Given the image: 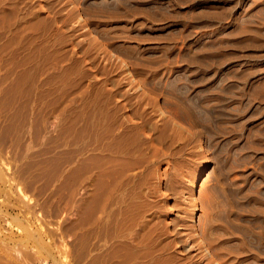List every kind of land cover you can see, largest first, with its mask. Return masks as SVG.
I'll return each instance as SVG.
<instances>
[{
  "label": "bare ground",
  "instance_id": "bare-ground-1",
  "mask_svg": "<svg viewBox=\"0 0 264 264\" xmlns=\"http://www.w3.org/2000/svg\"><path fill=\"white\" fill-rule=\"evenodd\" d=\"M105 2L109 0H102ZM76 4L73 0H0V72L12 76L17 72L21 80H28L26 75L35 72L40 78L46 76L49 84H61L60 101L55 98L51 104L63 117L67 148H79L77 156L69 155L66 178L71 192L80 186L87 194L78 224L84 232L89 229L95 233L92 239H96L82 262L264 264V231H255V224V230L246 224L245 228L239 226L241 222L235 226L231 222L236 217L225 221L230 225L218 226L223 223L219 221L223 220V209L219 220L206 210L196 211L198 184L206 173L201 172L199 180L184 189L187 213L177 209L181 183L173 176L175 162L188 149L203 155L209 139L214 142L216 138L214 128L225 108L220 109L222 102L213 94L219 87L217 80L208 73L194 72V66L174 67L181 55L172 52V44L178 41L177 33L183 35L186 28L179 24L182 10L113 9L110 15L118 17L107 22V16L106 21L100 20V12L82 17ZM237 19L231 24L233 35H248L255 39V45L261 42L262 29L242 31ZM228 27H223L221 34ZM211 34L197 33L189 39L184 35L182 42L190 51L204 53L214 49L209 45ZM163 40H169L170 48L161 47ZM243 68L239 61L230 69L240 73ZM204 76L208 79H198ZM182 80L185 83L181 86L178 82ZM262 80L256 77L253 88ZM187 82L193 84L192 91L184 88ZM38 84L40 87L43 80ZM210 91L213 93L207 95Z\"/></svg>",
  "mask_w": 264,
  "mask_h": 264
},
{
  "label": "rangeland",
  "instance_id": "rangeland-1",
  "mask_svg": "<svg viewBox=\"0 0 264 264\" xmlns=\"http://www.w3.org/2000/svg\"><path fill=\"white\" fill-rule=\"evenodd\" d=\"M73 1L79 6L82 17L86 18L89 14L94 16L100 12L99 14L102 15L100 20L106 21L105 19L108 18L107 22L108 20L112 22V17H118L110 15L111 10L115 9L121 12L138 7H146L154 11L159 8L166 11L182 10L179 24L186 28H181L183 35L178 32V41L172 44L175 48L172 52L181 55L174 67L178 68L181 65L183 69L190 65L194 66V72L208 73L213 77L212 79L217 80L216 85L219 86L220 91L215 88L214 93L210 91L207 95H211V92L217 94L219 96L217 98L222 102L221 105L218 103L220 109L228 108L227 111L224 110L225 108L221 111L223 120H219L214 128L216 138H213L214 142H210L209 139L203 155L199 156L193 153L194 149L192 152L188 149L182 153L184 156L177 158L179 161L175 159L178 162H175V168L172 169L173 176L182 184H178L177 209L187 213L189 202L184 189L199 180L197 177L203 172L206 175L204 174L203 181L198 184L200 193L196 195V211L201 210L205 213L207 211L217 220L223 216V220H219L223 223L220 224L218 221L217 225L220 224L218 226L230 225L226 224L228 218L230 217L232 221L236 217L235 223L231 222L235 226L243 225L245 228L246 224L248 225L246 227L252 230L261 227L260 230L255 231H264V225H261L264 224L262 221L264 220L262 206L264 203V37L262 38L264 0H109L110 5L107 2L103 4L102 0ZM185 12L189 13L184 14ZM236 18H240L236 23H240L238 25L242 31H247L250 27L262 29L261 42H256L255 45L253 41L255 39L248 35L241 36L237 32L233 35L231 31L234 27L231 28V24L235 23ZM120 24L126 25V23ZM228 24L227 31L221 34L223 31L221 29ZM205 32L214 34L212 44L209 45H213L211 47L215 51L214 49L204 53L200 50V52L190 51L182 42L184 35L186 37L188 35L189 39L196 37L197 33L200 35ZM227 34H230V37ZM168 41H161V47L170 48ZM217 47L221 49L218 50ZM239 61L244 68L240 73H236L230 68ZM16 73L12 76L0 72V264H85L82 261L86 256V250L93 248L96 239H92L95 238V233L88 231L89 229H85L84 232L78 224L80 208L87 194H84L85 191L80 186H76L71 192L72 189L70 190L66 178L68 159L70 156H77L79 148L75 147L72 150L67 148L63 117L52 105L55 98L56 102L60 101L58 92L61 84L59 82L60 85L57 82H55L57 85L49 84L45 80L46 76L40 78L35 72H33L35 75L33 73L30 76L29 73L26 75L28 80H23L25 77L21 80V75ZM30 77L34 78V81H31ZM256 77L263 80L258 84L261 86L257 85L258 87L253 88L252 82ZM41 79L44 85L41 84V89H38L40 88L38 82L42 81ZM198 79L205 81L208 78L204 76ZM182 81L178 82L181 86L185 83ZM191 86L193 84L188 83L184 88L191 90ZM197 87L201 86L197 85ZM202 89L200 90H208ZM199 99L201 96L196 101ZM228 109L234 110L230 112ZM219 130L220 133H217ZM214 208L218 212H212ZM226 211L230 212L229 215ZM238 217L241 220H238ZM236 222L241 223L237 225ZM250 223L252 227L249 226Z\"/></svg>",
  "mask_w": 264,
  "mask_h": 264
}]
</instances>
